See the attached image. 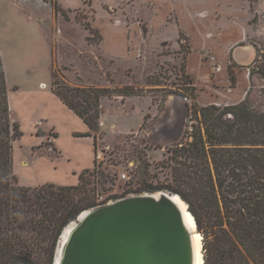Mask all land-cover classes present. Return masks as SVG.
Returning a JSON list of instances; mask_svg holds the SVG:
<instances>
[{
    "label": "rangeland",
    "instance_id": "rangeland-1",
    "mask_svg": "<svg viewBox=\"0 0 264 264\" xmlns=\"http://www.w3.org/2000/svg\"><path fill=\"white\" fill-rule=\"evenodd\" d=\"M0 57L23 133L13 142L19 185L75 186L89 169L97 203L156 194L146 187L168 182L163 164L176 145L151 143L145 131L170 96L189 106L181 143L197 124L192 107L247 101L264 112V0H0ZM55 81L111 91L96 146L77 136L86 127L52 94ZM55 254L42 245L34 260L54 264Z\"/></svg>",
    "mask_w": 264,
    "mask_h": 264
},
{
    "label": "trees",
    "instance_id": "trees-1",
    "mask_svg": "<svg viewBox=\"0 0 264 264\" xmlns=\"http://www.w3.org/2000/svg\"><path fill=\"white\" fill-rule=\"evenodd\" d=\"M258 71L264 72V67ZM51 85L53 95L86 126L87 132L77 136L93 138L96 146L101 135L100 101L111 98V91ZM191 116L197 124L192 125L189 140L168 149L170 164H163L169 168L168 182L147 185L146 191H170L185 201L197 231L204 230L203 264H264V112L244 101L223 108L192 107ZM22 135L10 118L0 57V264H36V249L42 245L53 255L63 229L98 205L87 187L89 169L78 175L75 186L19 185L13 171V142ZM36 135L44 136L39 130Z\"/></svg>",
    "mask_w": 264,
    "mask_h": 264
},
{
    "label": "water",
    "instance_id": "water-1",
    "mask_svg": "<svg viewBox=\"0 0 264 264\" xmlns=\"http://www.w3.org/2000/svg\"><path fill=\"white\" fill-rule=\"evenodd\" d=\"M188 116L183 99L170 96L146 139L165 147L180 144ZM177 195H129L81 212L70 222L56 264H194L192 234L173 199Z\"/></svg>",
    "mask_w": 264,
    "mask_h": 264
},
{
    "label": "bare ground",
    "instance_id": "bare-ground-1",
    "mask_svg": "<svg viewBox=\"0 0 264 264\" xmlns=\"http://www.w3.org/2000/svg\"><path fill=\"white\" fill-rule=\"evenodd\" d=\"M249 56H247V57H249ZM236 58L239 60L240 54H237ZM157 195H159V193H156V196ZM173 199L175 200L177 205L180 207V209L184 215L185 223H186L187 227L189 228V230L191 231V234H192V242H193V249H194V264H203L204 258H203V251H202V249H203L202 237L197 231L195 219H194L193 215L188 212L187 204L178 195L174 196ZM73 226H74V223H70L68 226H66L64 228L61 236L59 237L58 245L56 248L55 263L54 264H56V261H58L60 247H61L62 243L64 242V240L66 239L68 233L70 232V230L72 229Z\"/></svg>",
    "mask_w": 264,
    "mask_h": 264
},
{
    "label": "crops",
    "instance_id": "crops-1",
    "mask_svg": "<svg viewBox=\"0 0 264 264\" xmlns=\"http://www.w3.org/2000/svg\"><path fill=\"white\" fill-rule=\"evenodd\" d=\"M250 54L248 53L247 55H244L243 54V56L245 57V56H249ZM244 57H242V59H244ZM240 59H241V57H240ZM45 86V84H40V86L42 87V88H44V89H42V90H44V92H45V90H46V88L44 87ZM53 94V93H52ZM59 102V101H58ZM60 103V102H59ZM61 104V103H60ZM62 105V104H61ZM63 106V105H62ZM39 122V121H38ZM141 125V124H140ZM86 127V126H85ZM139 127V126H138ZM86 130H87V128H86Z\"/></svg>",
    "mask_w": 264,
    "mask_h": 264
},
{
    "label": "built area",
    "instance_id": "built-area-1",
    "mask_svg": "<svg viewBox=\"0 0 264 264\" xmlns=\"http://www.w3.org/2000/svg\"><path fill=\"white\" fill-rule=\"evenodd\" d=\"M183 100L186 101V98H184ZM120 177H121L122 179H125V178H126V174L124 173V174L120 175ZM102 204H103V202H99L97 206L102 205ZM104 204H105V203H104Z\"/></svg>",
    "mask_w": 264,
    "mask_h": 264
}]
</instances>
